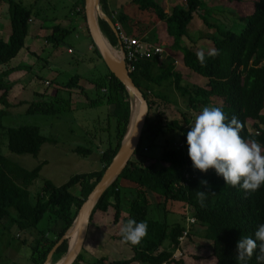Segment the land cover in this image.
Here are the masks:
<instances>
[{"label":"trees","instance_id":"trees-1","mask_svg":"<svg viewBox=\"0 0 264 264\" xmlns=\"http://www.w3.org/2000/svg\"><path fill=\"white\" fill-rule=\"evenodd\" d=\"M1 1L9 6L11 30L9 42L0 39V67H3L9 66L26 48L31 20L41 17L34 14V4L26 6L16 0ZM71 1L72 10L81 16L86 24V32L96 58L103 61L87 28L85 0ZM127 1L142 11L153 12L166 23L168 35L174 41L173 48L183 53L185 66L206 78L208 84L206 87L184 84L183 76L175 70L173 61L160 63L158 57L139 62L134 73L130 74L149 103L146 127L134 157L98 202L93 217L99 212L106 213L112 206L115 225L134 219L137 222H145L147 232L139 244L130 245L134 253L132 259L111 264H184L181 259L175 258V253L181 249L180 238L186 230L184 221L187 215L182 213L178 219L179 213H174L176 220L172 223L167 220L169 209L172 207L170 204L176 203V211L180 212L179 206L183 205V210L196 219L197 226L206 229V239L214 241L213 257L216 264H237V241L240 237L252 236L258 225L264 223V185L254 192H245L238 186L225 184L213 169L203 173L193 169L186 145V133L191 121L183 116L185 125H182L179 120L169 121L163 111H157L161 104L155 99L167 100L169 95L161 92L157 94L153 86L163 87L164 83H169L184 99L187 108L197 114L206 106L219 107L226 117V122L233 116L238 119L241 125L239 135L245 141L255 140L264 148V0L247 1L250 4L247 10V25L241 34L223 30L202 17L204 23L218 33L212 39L217 54H205L204 64L197 61L196 51L181 46V39L187 35L193 15L204 9L202 0H186L185 8L177 7L171 15L165 14L154 0ZM101 6L109 15L106 0H101ZM125 18L126 15L122 14L119 21L122 23ZM100 27L110 44L119 49L118 38L108 23L100 21ZM74 31L75 29L59 24L53 27L47 42L55 48L63 46ZM126 35L131 37L128 33ZM26 71L30 72L31 68H26ZM13 72V69L0 72V102L7 108L9 93L13 87L9 78ZM81 80V76L76 75L56 93H36L34 101L19 104L25 105L28 115H56L68 112L72 110V100L61 97L60 91L64 89L71 94L77 92L85 97L92 108L108 106L109 117L114 119L115 123L114 126L110 124L108 129L110 135L108 145L100 156V171L76 175L60 187L45 182L37 201L32 204L28 189L38 178L45 164L28 171L11 162L1 150L5 145L13 154L37 157L48 139L35 126L8 128L0 125V223L14 224L20 233H28L31 264H45L48 255L71 227L81 206L118 153L129 123V96L124 85L109 70L105 75L91 80L96 88L94 98L85 92V88L80 85ZM0 115H8V112L2 111ZM176 134L180 141L177 146L170 140V137ZM159 139L166 143L162 145V153L155 157L149 156L151 147ZM145 140L150 143L144 144ZM73 152L82 157L93 153L91 149L81 147L75 148ZM201 180L207 184L201 185ZM198 190L211 192L206 196L204 207H200L197 202ZM153 194L164 207L166 217L160 220L153 218ZM112 200L115 201L114 204ZM42 224L46 226L41 227ZM193 227L195 225L192 226L188 238L192 235ZM17 236L22 239L21 235ZM119 238L121 239V236ZM21 241L23 244L28 243V240ZM67 251L68 243L64 242L53 255L51 264L61 261ZM74 264H87L82 253ZM94 264H106V259L97 260ZM248 264H257L255 252Z\"/></svg>","mask_w":264,"mask_h":264},{"label":"rangeland","instance_id":"rangeland-1","mask_svg":"<svg viewBox=\"0 0 264 264\" xmlns=\"http://www.w3.org/2000/svg\"><path fill=\"white\" fill-rule=\"evenodd\" d=\"M21 2L23 5L29 6L33 5V3H36V9L34 11V14H37L39 17H52L53 10L51 7V4L54 3H60V2H66L65 0H16ZM9 7V6H8ZM131 13H134V19L141 18V14L138 12L137 8L135 6L132 7ZM35 18V16H33ZM39 18H35V23L31 26V28H35L38 24ZM232 24L227 23V26H231ZM237 26L231 27V30L233 32H236L237 34H241L247 25V20H244V22L236 24ZM79 29V28H78ZM86 34V33H85ZM81 36V37H79ZM217 36V34H216ZM197 37V35L195 36ZM89 39L87 37H82V31H74L72 32L71 36L67 39L65 45L61 46L62 50H66V48H71L74 52L73 57L68 56L66 51H64V60L67 58L70 60H74L77 62L78 58L80 57V60L83 61L79 62V65H73L70 67H66L62 73H66V71H76V75H80L82 78V81L80 84L85 88V92L90 95L93 94L94 89L93 85L89 83L91 79L93 78H99L102 76V74L107 71L106 66L104 63L99 61L94 53H89L87 50V46ZM205 47V46H204ZM202 49V48H199ZM85 53V54H84ZM164 55V54H163ZM88 58H91L88 59ZM176 58V56H175ZM52 61V60H50ZM53 67V64L50 63ZM58 67H56L57 69ZM42 73V77L47 80L49 79L54 73L49 69H44L41 65L38 69ZM60 68L58 69V71ZM68 75V73H67ZM184 77H186L184 75ZM13 80H12V79ZM9 78L11 82H14V80H19L17 77H11ZM31 78L32 74H30L28 77L25 78V81L23 79V84L26 87V90L21 97H19L18 101H26L31 102L34 101L32 91H39L40 93L47 92L49 93L52 89L50 87H47L44 89H38L35 88L31 84ZM201 80L205 82V78L200 76ZM51 81H53L51 79ZM190 83L191 85L198 84L201 85L199 81H195L192 78H187V80L184 82L187 84ZM46 83V82H45ZM169 83H164L163 87L159 86H153L154 91L157 94L164 93L167 96L169 95L167 100H158L155 99L159 104V109L157 111L161 110L166 114V117L168 120H179V122L182 125H185L183 116H186L189 121H191V124L194 122V119L197 115V113H194L192 110L187 108L186 102L184 99H182L179 95V93L176 90H173L171 88ZM54 85V84H53ZM44 83L39 85L38 81V87L43 88ZM51 86V85H50ZM15 87H12L14 89ZM53 88H55L54 93L60 88H58V85H54ZM50 94V93H49ZM60 95L63 98L69 99L71 98V107L72 110L68 112L53 114V115H28L25 112V105H20L19 102L16 99H10L12 104L9 108H4L2 105H0V112L6 111L8 112V115H0V125L6 126V127H21V126H35L38 127L43 136H45L48 141L45 143L40 153L37 157H33L31 155H17L13 154L8 151L7 147L4 145L2 146V153L7 157L11 162L17 164L18 166L24 168L25 170L32 171L39 165L45 164L42 167L41 172L39 173L38 178L34 181L32 186L29 187V194L32 204H35L37 201V197L41 192V189L45 182H51L56 187H60L64 184H66L72 177L79 175V174H90L94 172H98L102 169L101 161L99 160V157L101 156V153L106 149L108 145V136L110 135L108 129L110 124L114 126V119H111L109 117L110 109L108 106H99L98 108H92L88 105L87 99L80 94L76 93H70L67 90L60 91ZM1 96V93H0ZM92 96L91 98H94ZM9 101V99H8ZM18 103V104H17ZM211 107H213L211 105ZM156 113V112H155ZM154 113V114H155ZM264 113V112H263ZM156 115V114H155ZM154 115V116H155ZM250 126H252V122L250 121ZM113 131L111 132V134ZM1 135V130H0ZM1 140V137H0ZM172 144L179 145V137L176 135L170 137ZM5 142V140H4ZM149 144L148 140L144 141V144ZM164 141L162 139L157 140V142L154 144V146L151 147V154H148L149 156H158L162 153V145H165ZM175 146V145H174ZM85 148V149H91L92 154L87 157H82L73 152L75 148ZM149 164V162H147ZM152 210L155 211V214L153 215L154 219H162L165 218V211L164 207L159 204L158 197L153 194L152 199ZM170 213L167 215V220L169 223H172L176 220V215H178V204H170ZM180 209H183V205L179 206ZM180 211V210H179ZM186 213L187 217H193L192 215H189L188 212ZM15 214V213H14ZM93 222V223H92ZM91 225L95 223V217H93V220H91ZM41 227L46 226L45 224L40 225ZM197 226V223L195 224V227ZM193 227V231H196V228ZM198 227V226H197ZM42 229V228H41ZM39 228V230H41ZM21 235L22 239L18 238L17 235ZM193 235V234H192ZM196 239H198V236L195 234ZM21 240H28L27 244H23ZM30 238L28 233H20L18 228L14 224L10 223H0V264H31L29 260V256L31 254V247L29 244ZM190 242L189 245H191L194 248V251L190 253L189 251H186V254H191V258H197L199 257L200 252L202 249L199 248L195 249L193 239L188 238L187 242ZM197 241V240H196ZM186 242V243H187ZM212 251H210V254ZM85 254V253H84ZM87 264H94L99 259L97 257L88 258L86 256ZM92 259V260H91ZM113 262V261H112ZM112 262H108V264H111ZM197 261H195L194 264H196Z\"/></svg>","mask_w":264,"mask_h":264},{"label":"crops","instance_id":"crops-1","mask_svg":"<svg viewBox=\"0 0 264 264\" xmlns=\"http://www.w3.org/2000/svg\"><path fill=\"white\" fill-rule=\"evenodd\" d=\"M65 1L66 2L51 4L50 8H52L53 10L52 17L39 18L38 24L35 28H31V26L35 23V19L31 20L29 36L26 40V48L13 62H11L9 66L0 67V72H4L8 69H13L14 72L11 74L10 78L17 77V79H19L12 82L13 87L15 88L11 89L9 93V104H12L10 99L19 100V97H21V95H23L24 92L27 91V86H24L25 84H23V80L25 81V78L30 74H32V78L31 84L29 85H33L35 88L44 90L45 88L50 87L52 89L49 92L51 95L54 94V85H58V88L61 89L72 79V77L76 76L77 73L73 70L66 71V73L62 72L66 67L79 65L78 63L83 61V57L82 60H80L79 57L77 62H75V59L71 60L70 62L68 58L63 61L64 51H66L68 56L73 57L74 52L72 51V49L66 48V50H62L61 46L55 48L47 42V37L52 34L53 27L59 24L67 28L75 29V32L82 31V37H87L89 39L86 32V24L84 20L81 16H78L77 13L72 10L73 2L68 0ZM154 1L164 10L165 14L167 15H171L173 10L177 7L185 8L186 6V2L184 0ZM247 1L249 0H202L204 9L200 10L199 13H195L193 15V20L187 29V35L181 39V46L192 48L196 52L203 50L205 54H207V52L210 50H215L212 39L213 37H216V34L218 33L214 29L209 28V26L204 23L202 17L206 18V20L210 24L216 25L223 30H231V27L237 26L236 24L238 23L242 24V22H244V20H246V18L248 17L247 10L250 4ZM33 4L35 6L37 5L36 3ZM130 4L131 3H129V1L127 0H106V6L109 15L104 12L102 6L101 8L105 15H107L110 20H112L115 27L121 28V32L125 35L128 33L131 37H136L137 39L147 44L162 47L164 50V55L162 54V56L158 58L159 62L163 63L169 60L173 61V63L175 64V70L183 76L184 82L187 80V78H192L195 81H199L201 84L191 85L187 82V85L206 87L208 84V80L205 78L206 80L205 82H203L201 78H199L200 75L187 68L184 64L183 53L180 51H176L173 48L174 41L173 38L168 35L166 23L164 21H161L156 15L153 14V12L142 11L137 6ZM133 6H135L138 12L142 15L141 18L134 19L135 14L131 13V9ZM122 14H125L126 18L121 23L119 21V16ZM227 23H230L232 25L227 26ZM10 31L9 7L7 3H4L0 0V39L5 42H9ZM196 35L197 37H195ZM88 43V52L94 53L90 39ZM118 45L119 49L116 50H120V44L118 43ZM70 50L71 53L69 52ZM88 59L91 60V58ZM101 62L103 63V61ZM50 63L53 64V67ZM41 65L44 69L51 70L54 75L45 80L42 77V73L38 70ZM56 67L58 68L56 69ZM26 68H31V71H26ZM59 68L60 70L58 71ZM107 71H105L102 76L105 75ZM184 75L186 77H184ZM51 79L53 81H51ZM94 79L96 78H93L91 80ZM38 81L39 85L44 83L43 88L38 87ZM89 83L93 85L91 81H89ZM93 87L94 89L92 91L94 92L92 95H90L91 97L96 95V88L94 85ZM36 93L40 92L38 90L32 91L33 99H35L34 94ZM74 93L78 94L77 92ZM18 102L24 103L26 101ZM0 105L6 108V106L1 104V102ZM112 203L114 204L115 201L112 200ZM184 211L185 210L180 209L178 219ZM114 213V208L111 206L106 213L99 212L94 216L95 223L93 225H91L93 222L90 224L87 240L82 251L84 261H88L86 260V256L88 258L98 256V260L106 259V264L112 261H127L132 259L134 253L131 246L128 243L123 242L119 238V229L123 224L121 222L118 225H115ZM192 234L193 235H191L190 237L191 239H193L192 243L195 244V249H202L200 252L201 255H199V257L197 258H191V254H186V251H191L190 253L194 251V248L189 245L190 242L186 241L187 243L185 242L180 249L182 256H180L178 253H175L178 257L177 260L181 259L184 264H194L195 261H197L196 264H216V261L213 257L214 241L212 239H206V229L204 227L196 226V231L192 232ZM195 234L198 236V239L194 237ZM210 251H212L211 254Z\"/></svg>","mask_w":264,"mask_h":264},{"label":"clouds","instance_id":"clouds-1","mask_svg":"<svg viewBox=\"0 0 264 264\" xmlns=\"http://www.w3.org/2000/svg\"><path fill=\"white\" fill-rule=\"evenodd\" d=\"M215 50L207 52L215 56ZM197 61L205 62V52L196 53ZM240 122L233 116L226 117L219 107H203L186 133L187 154L193 169L206 172L213 169L225 184L239 187L245 192H254L264 185V148L255 140L245 141L240 135ZM201 185H206L204 180ZM208 193L198 190L196 199L205 206ZM123 242L135 246L147 232V224L128 219L120 229ZM256 253L257 264H264V223L258 225L252 236L240 237L235 246L237 264H248Z\"/></svg>","mask_w":264,"mask_h":264},{"label":"water","instance_id":"water-1","mask_svg":"<svg viewBox=\"0 0 264 264\" xmlns=\"http://www.w3.org/2000/svg\"><path fill=\"white\" fill-rule=\"evenodd\" d=\"M85 15L87 28L95 48L101 55L109 72L126 89L130 102V117L118 153L105 171L100 182L81 206L71 227L48 255L45 264H51L53 255L64 242L68 243V251L57 264H74L78 260L87 240L94 210L107 190L118 180L134 157L140 146L149 115V103L128 73L123 56L110 44L101 30L100 21L107 22L119 41V32L112 20L102 11L101 0H85ZM116 52L120 54V58Z\"/></svg>","mask_w":264,"mask_h":264},{"label":"built area","instance_id":"built-area-1","mask_svg":"<svg viewBox=\"0 0 264 264\" xmlns=\"http://www.w3.org/2000/svg\"><path fill=\"white\" fill-rule=\"evenodd\" d=\"M71 1V0H68ZM186 2V0H184ZM119 32V41H120V49L118 50L120 54L123 56L127 70L129 74L134 73L136 65L145 60H149L153 57L160 58L164 53V50L160 46H153L147 44L137 38L129 37L121 32V28L116 27ZM71 53V50L69 51ZM186 230L182 238H180V246L182 247L184 243L187 241V238L190 234L191 228L195 225L196 219L194 217H187L184 221ZM180 256H182L180 250L177 252ZM175 258L178 257L175 254Z\"/></svg>","mask_w":264,"mask_h":264},{"label":"bare ground","instance_id":"bare-ground-1","mask_svg":"<svg viewBox=\"0 0 264 264\" xmlns=\"http://www.w3.org/2000/svg\"><path fill=\"white\" fill-rule=\"evenodd\" d=\"M106 38H107V37H106ZM116 54H117V56H119V58H120V54H119V53H117V52H116Z\"/></svg>","mask_w":264,"mask_h":264}]
</instances>
